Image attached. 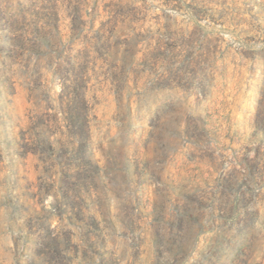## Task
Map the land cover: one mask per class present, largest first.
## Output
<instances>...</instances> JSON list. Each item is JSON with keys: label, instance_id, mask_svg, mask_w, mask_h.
<instances>
[{"label": "rangeland", "instance_id": "1", "mask_svg": "<svg viewBox=\"0 0 264 264\" xmlns=\"http://www.w3.org/2000/svg\"><path fill=\"white\" fill-rule=\"evenodd\" d=\"M0 264H264V0H0Z\"/></svg>", "mask_w": 264, "mask_h": 264}]
</instances>
